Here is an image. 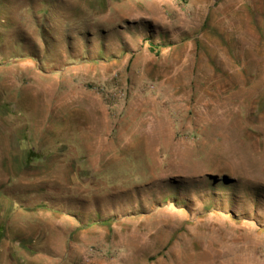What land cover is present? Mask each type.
Here are the masks:
<instances>
[{
  "label": "rangeland",
  "instance_id": "374dc122",
  "mask_svg": "<svg viewBox=\"0 0 264 264\" xmlns=\"http://www.w3.org/2000/svg\"><path fill=\"white\" fill-rule=\"evenodd\" d=\"M0 264H264V0H0Z\"/></svg>",
  "mask_w": 264,
  "mask_h": 264
}]
</instances>
